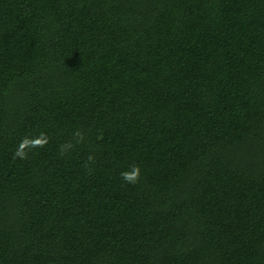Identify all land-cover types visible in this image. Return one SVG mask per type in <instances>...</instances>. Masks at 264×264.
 Instances as JSON below:
<instances>
[{"label":"trees","instance_id":"obj_1","mask_svg":"<svg viewBox=\"0 0 264 264\" xmlns=\"http://www.w3.org/2000/svg\"><path fill=\"white\" fill-rule=\"evenodd\" d=\"M0 264H264V0H0Z\"/></svg>","mask_w":264,"mask_h":264},{"label":"clouds","instance_id":"obj_2","mask_svg":"<svg viewBox=\"0 0 264 264\" xmlns=\"http://www.w3.org/2000/svg\"><path fill=\"white\" fill-rule=\"evenodd\" d=\"M74 136L78 138L77 142H82L84 139L83 133L80 130H77L74 133ZM48 144V137L46 134L41 133L38 137L35 138H24L20 145L18 146L17 151L14 153L13 158H21V159H27L28 158V152L27 150H31L33 148H42L45 147ZM73 145L71 143L62 144L60 146V154L63 156L66 154V150L72 148ZM88 161H94L93 156L88 157ZM87 166V164H86ZM121 179L125 183L129 184H136L139 182L141 177V168L139 165H132L129 169L124 170L120 173Z\"/></svg>","mask_w":264,"mask_h":264}]
</instances>
